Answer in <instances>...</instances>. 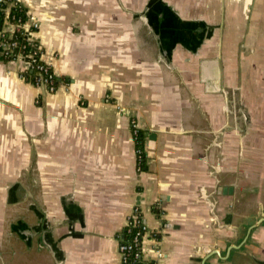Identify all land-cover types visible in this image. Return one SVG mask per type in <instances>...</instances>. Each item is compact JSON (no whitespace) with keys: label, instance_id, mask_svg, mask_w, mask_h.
<instances>
[{"label":"crops","instance_id":"obj_1","mask_svg":"<svg viewBox=\"0 0 264 264\" xmlns=\"http://www.w3.org/2000/svg\"><path fill=\"white\" fill-rule=\"evenodd\" d=\"M20 2L59 81L0 60V264H118L134 207L144 264H264V0Z\"/></svg>","mask_w":264,"mask_h":264},{"label":"trees","instance_id":"obj_2","mask_svg":"<svg viewBox=\"0 0 264 264\" xmlns=\"http://www.w3.org/2000/svg\"><path fill=\"white\" fill-rule=\"evenodd\" d=\"M9 1L14 2L12 6H9V10L7 12L6 16V9L8 6ZM25 9L21 2L15 1V0H0V29L2 28L4 21L6 18H8L10 21H16L17 19H20L21 23H25ZM15 41L16 46L13 47L10 51V55L7 57L0 56V60L6 61L12 55L14 56L17 51H19L21 54L24 55V57H28L34 50H36L35 55H32L29 57V61L27 63L26 68L20 72V76L27 82H30L32 84H35L36 79L40 77H44L45 75L42 74V72L39 71L37 68L38 64H41L42 61L39 60V53L42 51V48L40 47L38 49L37 46L39 44L37 41H30L28 40L23 27L20 28V30L15 31L11 37H9V34L6 32H2L0 34V43L1 42H11ZM53 84L57 86L58 78L54 76L52 78ZM144 133L142 130L137 131V144L139 147L143 146L144 141ZM139 170H146V163H145V154L142 153V157L139 161ZM145 225L143 222L141 213H139L138 222L134 225L130 224L129 226H126L123 228L120 236V240L123 243H132L133 239L135 237L141 238L142 233V226ZM150 234L156 238L159 237L158 233L150 232ZM137 251V247L134 246L133 249L128 254V258L125 263L123 264H144V262L141 261H135V252Z\"/></svg>","mask_w":264,"mask_h":264},{"label":"built area","instance_id":"obj_3","mask_svg":"<svg viewBox=\"0 0 264 264\" xmlns=\"http://www.w3.org/2000/svg\"><path fill=\"white\" fill-rule=\"evenodd\" d=\"M15 1L20 2V0H15ZM13 3L14 2L9 1L7 9H6V16H7L8 10H9V6H12ZM24 15H25V19H26L24 24L20 22V19L19 20L17 19L16 21H10L8 18H6L2 28L0 29V34L2 32H6L9 34V37H11L15 31H18V30H20V28L23 27L24 32H25L28 40L36 41V40H34V35L38 31L39 24L35 18V15L27 9H25ZM15 46H16L15 41L1 42L0 43V56H2L4 58L9 56L11 49ZM37 47H38V49L40 48V46H37ZM35 53H36V50H34V52H32L31 54L35 55ZM31 54L28 55V57H24L23 54H21L19 51H17L14 56L12 55V57L7 59L5 62H10L12 60V58H14V57L21 59L24 63L23 69H25L27 66V63L29 61V57L32 56ZM39 60L42 61V63L38 64L37 68L45 76L37 78L34 85L44 89L46 92H54L56 90V86L53 84L52 78L55 75H54L50 65L42 59V52L39 53ZM137 131H138L137 124L135 121L132 120V122H131V133H132V137H133L134 144H135L134 150H135V155H136V162H137V166H139V161L142 157L143 150L137 144ZM139 213H140L139 208L134 207L127 217L125 227L129 226L130 224H132V225L136 224L138 222ZM148 233H149L148 228L146 227V225H143L141 238L135 237L133 239L132 243H123V242H121V240L119 241L118 246H117V251H118V255H119L118 264H123L126 262V260L128 258V254L131 251V249L134 248V246L137 247V251L135 252V261H141L142 260L141 259V251H142L141 243H142L143 237ZM157 255L160 256L159 250H157Z\"/></svg>","mask_w":264,"mask_h":264},{"label":"flooded vegetation","instance_id":"obj_4","mask_svg":"<svg viewBox=\"0 0 264 264\" xmlns=\"http://www.w3.org/2000/svg\"><path fill=\"white\" fill-rule=\"evenodd\" d=\"M252 184L250 185V186H253V187H251L250 188V186L249 187H247L246 189L248 190V191H251L252 189L254 190V191H256V189H257V183H256V181H253V182H251ZM241 191H242V188H240L239 189V193L238 194H241ZM232 193V192H231ZM227 194V193H226ZM211 201H212V203L210 204V206H209V208L210 209H213V211H214V209H215V201H213L212 199H211ZM241 221H243L242 219H241ZM261 222H263V221H261ZM125 227V226H124ZM252 228V227H251ZM119 239V238H118ZM119 241H120V239L118 240V243H119ZM118 252V251H117Z\"/></svg>","mask_w":264,"mask_h":264},{"label":"water","instance_id":"obj_5","mask_svg":"<svg viewBox=\"0 0 264 264\" xmlns=\"http://www.w3.org/2000/svg\"><path fill=\"white\" fill-rule=\"evenodd\" d=\"M201 81L203 82V78L201 79ZM206 89H209L210 91H219V88L218 87H214L212 86L211 88H208V87H205ZM209 90H206V91H209ZM219 190H222V192L224 194H226L227 192L231 193L232 192V187L229 186V187H219Z\"/></svg>","mask_w":264,"mask_h":264}]
</instances>
